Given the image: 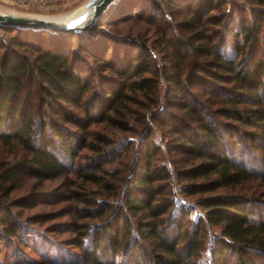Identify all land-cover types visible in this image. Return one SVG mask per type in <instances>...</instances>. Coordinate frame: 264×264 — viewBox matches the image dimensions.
Segmentation results:
<instances>
[{"label": "trees", "instance_id": "1", "mask_svg": "<svg viewBox=\"0 0 264 264\" xmlns=\"http://www.w3.org/2000/svg\"><path fill=\"white\" fill-rule=\"evenodd\" d=\"M170 1L176 5L190 3L195 6L190 20L186 21L192 26L190 35L183 41L187 50L196 57L192 60L195 66L186 74L188 85L175 72H167L168 93L178 92L180 104L197 120L204 132L202 139L184 135L180 148L201 161L179 171V178L185 181L183 191L188 194L212 193L257 176L264 178V108L241 107L234 100V96L240 93L236 89L238 86L229 88L232 99L223 102L230 105L217 110L243 126L257 128L253 133L244 131L241 142L236 136L238 131L233 130L232 125H223L224 129L219 131L215 119L200 113L201 103L190 91L196 83L205 84L211 88L215 100L219 101L218 97L227 88L218 83L227 74L234 76L247 94L260 89L264 82V61L248 63L250 57L246 59L243 55L246 46L257 41L256 29L248 25L244 16L237 21L226 18L225 14L210 16L220 6L219 0ZM149 2L158 4V0H119L87 29L68 34L0 26V33L14 32V44L27 45L34 53L31 60L13 47L2 56L0 141L5 145H20L26 152V157L8 166L3 173L4 182L9 183L3 190L6 195L14 190L16 179L21 174L57 179L72 172L84 148L94 150L90 168L79 170L86 180L101 183L100 174L112 175L104 168L105 164L119 158L130 145L127 144L123 151L113 147L108 137H100L101 143L90 141L91 128L94 124L106 122L127 129V112L124 110L132 102L134 94L138 90L153 91L157 84H152L149 78L143 76L152 70V54L146 44L135 41L141 48L137 56L131 54L130 59L125 56L124 60L107 61L105 55L112 48L110 42H115L116 38L100 26L126 22L134 16L137 8L143 9ZM253 15L255 19L263 18L264 9L254 10ZM208 23L223 27V39L225 36H245L244 42L235 47L236 55L219 49L215 30L208 28ZM212 42L214 45L209 46ZM74 48L90 54L94 62L114 76L106 78L104 89H94L84 77L82 66L77 61L78 52ZM174 54L172 62L175 65L187 60L188 55L183 54L181 48L176 49ZM203 56L206 59L196 64ZM134 57L138 58V63H134ZM206 74L215 78L207 80ZM134 77L139 79L133 81L131 78ZM24 78L31 81L40 78L46 82L41 103L53 116L37 119L29 113L27 106L28 98L32 97L31 91L24 99L16 101ZM175 100H170L171 106L176 105ZM74 109L80 110V113ZM257 150L262 154H257ZM133 172L124 203L113 212L106 207L88 209L82 217H102L103 221L92 227L80 223L73 226L72 230L79 234L76 246L86 251L89 262L117 264L119 258L122 264H201L197 257L205 246L203 232L205 224H209L221 228V236L216 238L211 250V264H232L233 257L239 264H263L264 201L231 195H208L200 200L205 208L204 215L187 225L185 221L190 213L187 206L171 197L162 199V189L155 187L161 175L155 170L149 147L137 157ZM112 176L117 178L114 174ZM202 179L205 181L199 182ZM103 184L110 192L111 185L106 181ZM74 197L83 202L88 199L79 194ZM2 210L0 224L11 220L12 214L9 207ZM127 211L134 216L146 212L138 221L136 233L131 232ZM17 226L13 221L10 226L4 227L3 233L17 235Z\"/></svg>", "mask_w": 264, "mask_h": 264}, {"label": "rangeland", "instance_id": "2", "mask_svg": "<svg viewBox=\"0 0 264 264\" xmlns=\"http://www.w3.org/2000/svg\"><path fill=\"white\" fill-rule=\"evenodd\" d=\"M87 1L77 0L68 6L46 9L37 5L23 7L13 4L9 0H0V11L46 18L69 15L70 18L82 13L83 5ZM219 1L220 6L213 10L210 16L225 14L226 18L230 17L235 21L240 17H246L248 25L257 31V41L253 45L250 43L246 46L243 55L246 59L250 57L248 63L254 64L257 60L264 61V17L255 19L253 15L254 10L264 9V0ZM194 11L195 6L190 3L176 5L170 0H158L157 5L149 2L143 9L137 8L134 16L126 22L116 26L109 24L100 26L116 38L115 42H110L112 48L105 55L107 61L124 60L125 56L130 59L131 54L137 56L141 48L135 41L146 44L152 54V70L145 72L143 76L149 78V82L152 84H157L153 91L138 90L134 94L132 102L124 110L127 112V129H120L106 122L94 124L91 128L90 141L99 143L100 137H108L113 147H119L123 151L127 144L130 145L119 158L104 166L117 178L112 175L100 174L101 183L86 180L79 170L84 171L90 168L94 150L84 148L81 150L72 172L57 179L21 174L16 179L14 190L6 195L3 190L9 183L4 182L3 173L8 166L26 157V152L20 145H5L0 141V211H3L2 209L5 207H9L12 211L11 220L0 224L1 264H94L87 260L86 251L76 246L79 234L72 230L73 226L75 223H80L92 227L103 221L102 217H82V213L88 209L96 210L106 207L113 212L117 206L125 202L124 195L132 182L134 163L139 154L144 153L148 147L153 155L155 170L158 175H161L159 176L161 178L155 183V187L162 189L160 195L162 199L171 197L176 202H182L187 206V209L190 210L185 221L187 225L193 224L204 215L205 208L200 204V200L208 195H231L264 201V178L258 176L233 187H221L212 193L188 194L183 191L182 185L185 181L179 178V171L201 161V159L186 154L180 148L184 135H193L202 139L204 132L197 120L189 115L180 104L178 92L168 93L170 84L167 72H175L177 76H181L180 79L184 81L183 83L188 85L186 74L195 66V62L192 60L196 56L192 51L187 50L186 42L183 40L190 35L192 26L186 21L190 20ZM207 27L215 30L214 34L219 49L226 53L235 54L236 45L245 40V36L239 38L225 36L223 39L222 26L208 23ZM14 36L15 33L12 31L0 33V75L2 56L6 50L14 47L19 49L18 51L23 55H28L31 60L34 58L32 48L27 45L14 44ZM123 40L126 42H122ZM213 43L209 46L214 45ZM178 48H181L182 53H187L188 56L187 60L177 62L178 64L175 65L172 60L175 56L174 51ZM74 51L78 52L77 61L82 66V73L87 81L91 82L94 89H104L106 78L114 76L108 70H103L100 64L94 62L90 54L79 48H74ZM205 57H200L198 61L195 60L196 64H201ZM138 61V58L134 57V63H138ZM206 76L207 80L215 78L211 74H206ZM131 79L134 81L139 78ZM262 79L264 81V73ZM218 84L227 88L218 97L219 101L215 100L211 88L205 84L196 83L190 88V91L192 96L201 103L200 113L209 115L211 120L215 119L219 131L224 129L223 125H232L233 130L238 131L237 139H241L242 142L244 131L253 133L257 131V128L243 126L236 120L228 119L221 110L217 109L224 105H230L223 101L232 99L229 88L236 86L240 93L234 96L235 103H239L241 107L264 108V82L260 89H254L251 94H247L231 74L224 76ZM45 87H47L46 82H42L40 78H36L35 81L24 78L21 91L16 95V101H19L26 97L27 92L31 91L32 97L28 98L27 110L37 119L53 116L50 111L46 112L47 106L44 107L41 103V93ZM211 97H213L212 100ZM174 98L176 105L171 106L170 100ZM68 106L74 108L72 105ZM73 111L80 113L78 109ZM66 126L68 125L66 124ZM101 146L104 147V144ZM250 147L254 149L252 146ZM256 153L262 154V151L257 150ZM105 181L111 185L110 192L105 189L103 184ZM201 181L205 180H199V182ZM75 194L88 198L87 202L79 201L74 197ZM126 213L130 219L131 232L136 233L138 221L141 216L146 215V212H141L139 216H134L128 211ZM13 221L18 224V234L5 235L4 227L10 226ZM219 236H221L220 227L205 224L203 232L205 246L197 257L201 264H211V250ZM117 264H122L121 259H117ZM232 264H239V262L233 257Z\"/></svg>", "mask_w": 264, "mask_h": 264}, {"label": "water", "instance_id": "3", "mask_svg": "<svg viewBox=\"0 0 264 264\" xmlns=\"http://www.w3.org/2000/svg\"><path fill=\"white\" fill-rule=\"evenodd\" d=\"M118 1L88 0L83 5L84 11L67 22H59L46 17H33L0 11V26L58 34L74 33L83 31L94 24Z\"/></svg>", "mask_w": 264, "mask_h": 264}, {"label": "built area", "instance_id": "4", "mask_svg": "<svg viewBox=\"0 0 264 264\" xmlns=\"http://www.w3.org/2000/svg\"><path fill=\"white\" fill-rule=\"evenodd\" d=\"M13 4H17L23 7H29L30 5H37L46 9L58 4L73 3L77 0H9Z\"/></svg>", "mask_w": 264, "mask_h": 264}, {"label": "bare ground", "instance_id": "5", "mask_svg": "<svg viewBox=\"0 0 264 264\" xmlns=\"http://www.w3.org/2000/svg\"><path fill=\"white\" fill-rule=\"evenodd\" d=\"M73 17V16H72ZM72 17L69 18V15L68 16H59V17H53V18H50V19H53V20H56V21H59V22H67L69 21ZM69 18V19H68ZM65 19H68L67 21H63Z\"/></svg>", "mask_w": 264, "mask_h": 264}, {"label": "crops", "instance_id": "6", "mask_svg": "<svg viewBox=\"0 0 264 264\" xmlns=\"http://www.w3.org/2000/svg\"><path fill=\"white\" fill-rule=\"evenodd\" d=\"M70 3H66V4H58V5H54L52 7H50L49 9H52V8H57V7H63V6H68Z\"/></svg>", "mask_w": 264, "mask_h": 264}]
</instances>
